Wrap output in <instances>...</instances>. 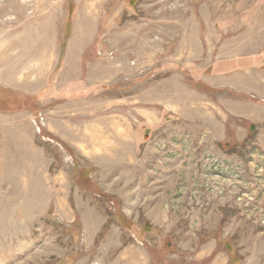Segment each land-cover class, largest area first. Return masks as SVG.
I'll return each mask as SVG.
<instances>
[{
  "label": "rangeland",
  "instance_id": "374dc122",
  "mask_svg": "<svg viewBox=\"0 0 264 264\" xmlns=\"http://www.w3.org/2000/svg\"><path fill=\"white\" fill-rule=\"evenodd\" d=\"M0 264H264V0H0Z\"/></svg>",
  "mask_w": 264,
  "mask_h": 264
},
{
  "label": "trees",
  "instance_id": "16d2710c",
  "mask_svg": "<svg viewBox=\"0 0 264 264\" xmlns=\"http://www.w3.org/2000/svg\"><path fill=\"white\" fill-rule=\"evenodd\" d=\"M251 128H253V125H251Z\"/></svg>",
  "mask_w": 264,
  "mask_h": 264
},
{
  "label": "bare ground",
  "instance_id": "6f19581e",
  "mask_svg": "<svg viewBox=\"0 0 264 264\" xmlns=\"http://www.w3.org/2000/svg\"><path fill=\"white\" fill-rule=\"evenodd\" d=\"M40 54V53H39ZM41 60V59H40Z\"/></svg>",
  "mask_w": 264,
  "mask_h": 264
}]
</instances>
